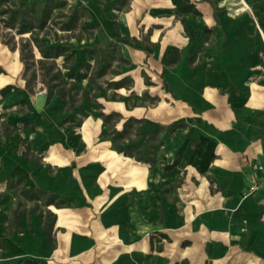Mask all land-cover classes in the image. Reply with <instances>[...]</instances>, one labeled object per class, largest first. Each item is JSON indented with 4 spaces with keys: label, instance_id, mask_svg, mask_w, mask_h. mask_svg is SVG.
<instances>
[{
    "label": "crops",
    "instance_id": "obj_1",
    "mask_svg": "<svg viewBox=\"0 0 264 264\" xmlns=\"http://www.w3.org/2000/svg\"><path fill=\"white\" fill-rule=\"evenodd\" d=\"M255 1L198 0L197 14L172 0H69L88 11L85 24L96 25L63 40L74 47L75 64H94L89 47L99 44L104 54L113 40L130 60L100 78L103 108L89 98L68 110L57 94L47 99L41 81L30 93L19 50L0 39L7 71L0 116L15 130L0 131V264H264V190L254 188L264 164V25ZM175 46L181 59L167 65ZM124 75L131 86L104 82ZM77 84L93 89L88 78ZM101 109L123 114L119 129L125 117L142 118L139 143L164 127L155 161L117 151ZM23 142L40 164L24 156ZM165 157L179 164L165 169ZM34 186L65 201L48 206L56 213L52 241L34 207H46L40 199L23 198V230L10 226L20 192ZM156 231L170 237L160 250L151 247Z\"/></svg>",
    "mask_w": 264,
    "mask_h": 264
},
{
    "label": "trees",
    "instance_id": "obj_2",
    "mask_svg": "<svg viewBox=\"0 0 264 264\" xmlns=\"http://www.w3.org/2000/svg\"><path fill=\"white\" fill-rule=\"evenodd\" d=\"M177 10L180 12H194L200 14L197 7L198 0H172ZM252 10L257 16L259 23L264 25V0H256L252 5ZM89 13L82 6L74 7L69 0H36L27 3L25 0H0V39L8 45L11 50H19L20 60L23 62V75L26 78V88L30 93L35 91L37 83L41 81L47 90V99L53 94H57L64 100H67L68 110L75 107H82L86 99L94 98L97 107L103 108L96 97L103 86L100 80L106 73L118 74L122 64H128L130 60L124 55L117 40L110 41L104 48V54L101 53L100 45L95 44L89 47L95 55V63L90 61H81L75 64L74 47L69 43L63 42L69 38L76 28L83 29L96 28L94 24H85L84 18ZM185 30L190 35H195L196 30L185 21ZM94 30L89 32L93 34ZM51 38V42H45V38ZM182 53L178 47H173L170 51L167 65H174L181 59ZM61 57V61L58 59ZM7 72L0 65V73ZM146 83L151 84L147 74ZM88 78L93 85V89L84 86L79 88L77 81ZM105 84L109 87L131 86L134 79L131 75H124L119 79H106ZM164 87L170 90V87L164 79ZM11 89L10 86L1 88L2 93ZM149 97V93L145 91ZM156 99V97H151ZM101 117L110 124V133L115 139V148L124 154H131L137 160L144 161L148 159L154 162L156 159V150L159 144L164 143L161 133L164 127L160 126L155 131L148 133L144 143L136 142L140 135V124L143 119L136 116L125 117L123 127L117 128L116 124L122 118L123 114L119 111L105 112L101 109ZM25 122H29L28 119ZM181 124H175L170 127L174 130ZM0 131L2 136L10 135L15 132L9 123L1 119ZM25 157H33L37 164L41 161L39 156L30 151L29 146L23 142ZM179 164L176 157L172 163H168L165 157L163 167L171 169ZM22 179H20L21 181ZM21 196H18L16 204L11 211L10 226L11 229L23 230L21 225V214L25 207L26 199H40L42 207L38 202L34 204L38 216L42 220V226L48 241L53 240V227L56 221V213L48 206L54 204L61 206L65 201L57 194L40 186H34L30 189H23ZM163 238L170 237L165 232L156 231L151 235V247L158 250L162 249ZM4 247V242L0 238V249ZM26 264H50L47 260L25 259Z\"/></svg>",
    "mask_w": 264,
    "mask_h": 264
},
{
    "label": "built area",
    "instance_id": "obj_3",
    "mask_svg": "<svg viewBox=\"0 0 264 264\" xmlns=\"http://www.w3.org/2000/svg\"><path fill=\"white\" fill-rule=\"evenodd\" d=\"M261 170H262V177L260 179V181L255 185L254 188H260L262 190H264V164L260 166Z\"/></svg>",
    "mask_w": 264,
    "mask_h": 264
},
{
    "label": "rangeland",
    "instance_id": "obj_4",
    "mask_svg": "<svg viewBox=\"0 0 264 264\" xmlns=\"http://www.w3.org/2000/svg\"><path fill=\"white\" fill-rule=\"evenodd\" d=\"M84 30L90 31V29H84ZM75 33H78V30L72 32V34H75Z\"/></svg>",
    "mask_w": 264,
    "mask_h": 264
}]
</instances>
